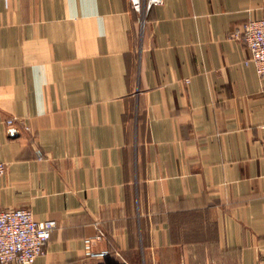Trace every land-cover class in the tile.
Listing matches in <instances>:
<instances>
[{
	"label": "crops",
	"instance_id": "obj_1",
	"mask_svg": "<svg viewBox=\"0 0 264 264\" xmlns=\"http://www.w3.org/2000/svg\"><path fill=\"white\" fill-rule=\"evenodd\" d=\"M260 18L0 0V208L56 224L34 264H82L88 238L117 264H264V78L229 37Z\"/></svg>",
	"mask_w": 264,
	"mask_h": 264
},
{
	"label": "built area",
	"instance_id": "obj_2",
	"mask_svg": "<svg viewBox=\"0 0 264 264\" xmlns=\"http://www.w3.org/2000/svg\"><path fill=\"white\" fill-rule=\"evenodd\" d=\"M164 0H129L130 10L138 14L139 25L143 27L152 9ZM229 37L245 43L249 56L244 65H251L257 76L264 78V18L251 19L234 28ZM17 120L8 118L7 126ZM6 164L0 159V176L5 173ZM55 221H38L31 210L26 208H0V264H34L42 256ZM91 239L84 242L85 260L82 264H117L108 262V252L91 249ZM73 264V263H66ZM122 264H127L123 262Z\"/></svg>",
	"mask_w": 264,
	"mask_h": 264
}]
</instances>
